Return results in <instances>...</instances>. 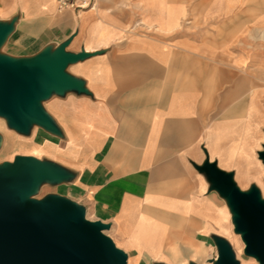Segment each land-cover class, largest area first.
I'll list each match as a JSON object with an SVG mask.
<instances>
[{"label":"crops","instance_id":"crops-1","mask_svg":"<svg viewBox=\"0 0 264 264\" xmlns=\"http://www.w3.org/2000/svg\"><path fill=\"white\" fill-rule=\"evenodd\" d=\"M263 27L264 0H96L79 13L0 0V65L54 77L31 113L0 109L11 172L32 159L36 202L73 205L152 264L223 251L214 219L231 197L217 174L264 167V53L235 47Z\"/></svg>","mask_w":264,"mask_h":264},{"label":"water","instance_id":"water-1","mask_svg":"<svg viewBox=\"0 0 264 264\" xmlns=\"http://www.w3.org/2000/svg\"><path fill=\"white\" fill-rule=\"evenodd\" d=\"M52 71V67L27 68L16 76L0 65V109L18 118L31 113V101L38 99L54 80ZM6 75L12 78L11 82H5ZM14 167V172L10 170L13 175L0 173L17 180L13 188L0 183V264H127L125 255L102 235V225L85 221L82 212L73 205L48 201L58 203L59 207L50 206L46 213L35 202L23 205L19 196L39 167L32 159L24 158H18ZM217 177L221 190L239 203L246 216L242 224L251 230L250 246L256 252L264 251L263 209L256 211L255 200L239 195L234 185L219 173Z\"/></svg>","mask_w":264,"mask_h":264},{"label":"rangeland","instance_id":"rangeland-1","mask_svg":"<svg viewBox=\"0 0 264 264\" xmlns=\"http://www.w3.org/2000/svg\"><path fill=\"white\" fill-rule=\"evenodd\" d=\"M251 29H244V32L241 33V37L238 39L235 47L236 49H242L244 47L252 48L254 50H257L259 52L264 53V27L259 30V33L257 35H254V33H250ZM255 36H258L257 40L255 39ZM249 39H252V42L250 43ZM248 40V41H247ZM241 41V42H240ZM247 43V45H245ZM253 64L255 62H252ZM258 67V66H253ZM5 82H11V77L7 76L5 77ZM5 115V114H4ZM3 114H0V120L7 121L6 116ZM5 139L2 134H0V173L3 175H13V173H10V163L12 164L13 160V154L10 152V150L7 151L4 147ZM7 152V153H6ZM230 169V173H225L219 171L218 173L226 178L232 185L233 182L231 180V170H235L233 167L228 168ZM262 170V171H261ZM236 171V170H235ZM252 171L254 173H260L261 178L260 181L262 182L264 186V167H252ZM236 191L241 195L242 197L246 198H252L255 200L256 204H259L262 209H264V191H262V187L258 184V182L253 179L250 182L238 180L236 179ZM221 184V183H220ZM222 185H220L221 187ZM29 187V186H28ZM28 187L26 186L23 189L22 192V198L26 203H32L36 202L34 198L32 197L31 192H27ZM231 197V196H230ZM48 201H41L39 203L45 204ZM229 204L233 210V222H234V228L233 232L235 235H241L243 234V237L245 238V242L247 243L245 247L241 250L240 253H238V250L234 247V245L231 242V239L228 236H225V245H223L221 248L224 251L214 249V248H208L206 251L203 252V254L197 253L195 256H191V259L188 261H183L181 264H264V257H260L259 259V253H257L253 248L250 246V242L248 240V236L251 234V230L248 227L243 226L242 224V217L239 216V212L241 211V208L239 206L238 202H233L232 200L229 201ZM102 235H104L106 238L110 239V241L113 242V244H117L115 240L112 239L104 230H100ZM247 238V239H246ZM118 245V244H117ZM123 254L125 255V260L127 264H152L151 261H149L148 257H145L143 254L136 255L134 257L133 254H130L127 250L122 249ZM218 254L219 259L217 260H209V257L212 255ZM226 256V259H224Z\"/></svg>","mask_w":264,"mask_h":264},{"label":"bare ground","instance_id":"bare-ground-1","mask_svg":"<svg viewBox=\"0 0 264 264\" xmlns=\"http://www.w3.org/2000/svg\"><path fill=\"white\" fill-rule=\"evenodd\" d=\"M0 127H3L2 122H0ZM14 149L19 150L20 147L16 146V147H14ZM227 168H231V167H227ZM233 168L236 170V178L238 180H243V181L248 182L249 180L255 179L258 182V184L262 187V191H264V186H263L262 182L260 181V178H261L260 173L261 172L258 174L254 173L252 171V167H233ZM0 183L4 187L13 188L17 185V180H16V178L0 175ZM19 200L23 205H29V203H26L23 200L22 193L19 196ZM35 205L38 206L40 211L43 213H46L50 206L54 205L55 208L59 207V204L56 202H50L47 204L35 202ZM253 207L256 209V211L262 209L261 206L259 204H256V203H255V205L253 204ZM261 213L264 215V209L261 210ZM239 216L242 217V220L246 218V216L242 212V210L239 212ZM214 221H215V224L219 226V232L223 233L225 236H228L231 239V242L234 245V247L238 250V253H240L241 250L245 247V245L247 243L245 242V238L243 237V234H242V236L241 235H235L233 232V228H234V222L233 221L234 220H233L232 208H231V210H229L227 208L220 210L218 218L214 219ZM71 222L75 223V219H72ZM113 246L118 252L123 254L122 249L117 244H113ZM197 253L203 254V252H199V250H196V253L194 254V256ZM260 257H264V251L263 250L262 251L260 250V252H259V259H260ZM217 259H219L218 254H215V255H212L209 257V260H217Z\"/></svg>","mask_w":264,"mask_h":264},{"label":"built area","instance_id":"built-area-1","mask_svg":"<svg viewBox=\"0 0 264 264\" xmlns=\"http://www.w3.org/2000/svg\"><path fill=\"white\" fill-rule=\"evenodd\" d=\"M96 5V0H58V10L83 12L93 9Z\"/></svg>","mask_w":264,"mask_h":264}]
</instances>
